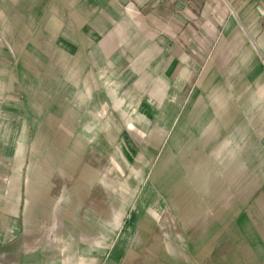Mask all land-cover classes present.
Wrapping results in <instances>:
<instances>
[{
    "label": "crops",
    "instance_id": "0c3cea01",
    "mask_svg": "<svg viewBox=\"0 0 264 264\" xmlns=\"http://www.w3.org/2000/svg\"><path fill=\"white\" fill-rule=\"evenodd\" d=\"M227 79L230 96L215 85L208 102L206 81ZM142 80L165 104L131 98ZM127 111L151 129L146 191L185 192L180 233L168 211L144 215L158 196L127 218V189L111 187L112 114ZM191 254L264 264V0H0V264Z\"/></svg>",
    "mask_w": 264,
    "mask_h": 264
},
{
    "label": "rangeland",
    "instance_id": "374dc122",
    "mask_svg": "<svg viewBox=\"0 0 264 264\" xmlns=\"http://www.w3.org/2000/svg\"><path fill=\"white\" fill-rule=\"evenodd\" d=\"M240 25V29L241 31H239V34L241 33L242 39H245L244 37L247 36V32L245 31V27L244 24L242 22H238ZM220 32H216L215 35L214 33H209L207 32L206 35L208 37V42L210 45V42L212 43V45H214L215 41L218 39ZM252 40V39H250ZM211 45V46H212ZM211 46L208 47L209 50L211 49ZM230 49V47L228 48V50ZM227 50V51H228ZM240 50V49H238ZM209 54V52H208ZM256 54H259L258 49L256 50ZM227 68H229V64L224 65L223 70H226ZM138 89L139 92L137 94V96L132 95L131 98H133L134 100H136L137 104H147V105H160V104H165V101L160 99V98H156L153 97L152 95L146 94V90H143V88H146L147 86V82L148 81H138ZM222 82H224V85H222ZM241 84V81L239 82ZM230 84H231V80L227 79V80H207L206 81V85L208 89H212V91L208 92V97L210 98V100L208 102L210 103H214V97L215 96H209L211 94H214L215 91V85H219L218 88L222 89L223 93H226L230 96ZM195 85L192 83V88ZM241 92H246L244 87H240V94ZM224 97V96H223ZM242 95H240V99H241ZM186 97H184L183 95L181 96H175V99H177V101L179 103L183 102V100ZM224 102H230V98H226V96L224 97ZM125 96L122 95V102H125ZM159 114H163V113H159ZM209 115L211 114H216V113H207ZM229 115V114H228ZM137 116H139V113L137 112ZM140 117V116H139ZM257 117V116H256ZM137 119V118H136ZM209 119V118H208ZM255 119H258L255 118ZM112 126H111V134H110V152H111V166H112V175H111V187H125V189H127L126 194V199H127V209H126V213L125 216L128 218L133 211L136 210V208L134 207V205L137 203V201H140L141 197L144 201V203H147L151 200H153L155 197H157V199H160V201L164 204L163 207L161 206V203L158 200V203H155V205H151L149 207H146L145 205L147 204H143V210L145 211L144 215H152L153 217H157L156 219L160 221H162L160 217H158L161 213V215L163 216L167 211L170 213L169 215L171 216V218L173 219V221L176 224L177 227V232L180 233V230L183 228V226L185 224H183L184 221H182V216H183V212H184V208L182 207L181 201L183 200V196H184V191L181 190V187H177L176 190L173 191H158V189L160 187H156L157 191H153V192H149L146 191L147 187L150 186V183H152V175H151V171L153 170L154 164H156V161H154L153 159H151V152H152V147H151V142H150V131L151 129L149 128V124L148 125H144V122H142V120L139 122V125L136 127V122H135V113L131 112V111H127V112H122V117L119 116V114L115 113L112 114ZM146 120V119H145ZM210 120V119H209ZM143 124V125H142ZM146 124V123H145ZM97 144L95 143V146L90 144V151H92V149L94 148L95 151H98L99 149L97 148ZM86 147V146H85ZM83 147V144H80V151L79 152H86V149ZM121 153L122 154V159H115L113 158L114 155H117ZM137 155H139V158H135ZM176 163V167L177 169H182V165H181V161L179 160H175L174 161ZM138 164V167H137ZM140 165V166H139ZM86 166V161L84 160H80L79 162V167L80 170ZM114 169H116L117 173L114 174ZM180 171V170H179ZM182 172V171H181ZM101 177V176H100ZM100 177H95V180L92 177H84L83 175L79 176V184L80 187H83L84 184L86 182H91L92 180H94V183L97 182V178ZM141 184L143 185L144 192L140 193V192H134L131 189H133V187H140ZM90 185V184H89ZM90 187V186H89ZM155 188V187H154ZM175 187H173L174 189ZM240 194V193H239ZM153 195V199L152 196ZM231 195L232 193H230L229 191H224L223 192V199L224 200H228L231 199ZM115 196H118V193L115 194ZM114 196V197H115ZM188 196V193H187ZM122 198V197H121ZM119 199L118 198H114V200H112V204L114 206H112V219L113 215L116 214L115 211L117 212H121V217L120 219L122 220V204L121 206L119 205ZM116 204V206H115ZM164 212V213H163ZM117 215V214H116ZM210 215V214H209ZM161 216V217H162ZM112 228V245L115 242V238L116 235L118 234L119 230L122 228V223H113L111 225ZM187 251V250H186ZM192 256H187L185 255V257H181V256H174L175 261L174 262H184L186 264H211V260L212 258L208 255L206 257V260L203 261L200 258L194 256L193 254H191ZM148 257L146 256H142V261H144L145 259H147ZM173 257L171 256H160L159 257V264H168L171 263ZM169 261V262H168Z\"/></svg>",
    "mask_w": 264,
    "mask_h": 264
},
{
    "label": "built area",
    "instance_id": "2783aa9c",
    "mask_svg": "<svg viewBox=\"0 0 264 264\" xmlns=\"http://www.w3.org/2000/svg\"><path fill=\"white\" fill-rule=\"evenodd\" d=\"M187 1H189V0H187Z\"/></svg>",
    "mask_w": 264,
    "mask_h": 264
}]
</instances>
